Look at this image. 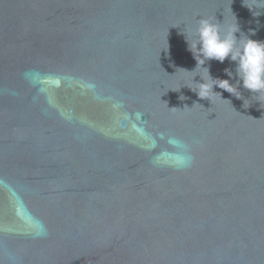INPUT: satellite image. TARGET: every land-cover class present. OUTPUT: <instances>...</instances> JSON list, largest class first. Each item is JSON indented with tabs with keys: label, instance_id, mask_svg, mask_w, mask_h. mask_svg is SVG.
Returning a JSON list of instances; mask_svg holds the SVG:
<instances>
[{
	"label": "water",
	"instance_id": "obj_1",
	"mask_svg": "<svg viewBox=\"0 0 264 264\" xmlns=\"http://www.w3.org/2000/svg\"><path fill=\"white\" fill-rule=\"evenodd\" d=\"M200 18L264 40V0H0V264H264V92L188 88Z\"/></svg>",
	"mask_w": 264,
	"mask_h": 264
},
{
	"label": "clouds",
	"instance_id": "obj_2",
	"mask_svg": "<svg viewBox=\"0 0 264 264\" xmlns=\"http://www.w3.org/2000/svg\"><path fill=\"white\" fill-rule=\"evenodd\" d=\"M239 31L238 26L221 35L217 24L207 18H200L194 39H187L185 33L182 32L188 51L196 61L193 69L199 66L205 70L204 76L197 74L192 77L195 87L187 86L199 98L209 100L210 93H219L220 98L224 99L221 92L214 91V88L225 90L237 98L239 96L235 93L238 86H242L251 93L264 92V40L252 39L250 35H245V38L241 40L235 35ZM249 31L254 35L253 30ZM226 58L234 63V70L225 68L227 78H214L207 62L216 60L223 63ZM196 76L200 77L198 81L194 80ZM233 80L235 82H232Z\"/></svg>",
	"mask_w": 264,
	"mask_h": 264
}]
</instances>
